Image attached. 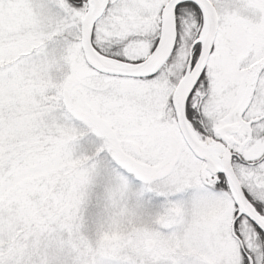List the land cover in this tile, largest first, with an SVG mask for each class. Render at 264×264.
Instances as JSON below:
<instances>
[{"label":"snow or ice","instance_id":"6c2138e0","mask_svg":"<svg viewBox=\"0 0 264 264\" xmlns=\"http://www.w3.org/2000/svg\"><path fill=\"white\" fill-rule=\"evenodd\" d=\"M0 264H264V0H0Z\"/></svg>","mask_w":264,"mask_h":264}]
</instances>
